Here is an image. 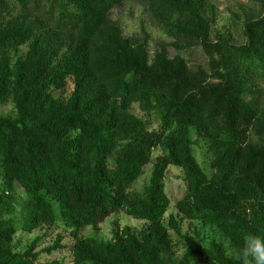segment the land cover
Segmentation results:
<instances>
[{"label": "trees", "instance_id": "1", "mask_svg": "<svg viewBox=\"0 0 264 264\" xmlns=\"http://www.w3.org/2000/svg\"><path fill=\"white\" fill-rule=\"evenodd\" d=\"M248 1L262 13L237 45L214 33L211 0H0V106L14 110L0 115V264H63L41 261L58 251L72 264H238L242 238L264 236V0ZM126 2L169 41L152 56L143 31L126 38L111 18ZM195 48L207 70L182 57ZM170 166L184 183L179 220L165 219ZM119 212L146 224L114 222L98 239ZM181 221L211 235L182 234ZM58 225L71 243L15 250L18 232Z\"/></svg>", "mask_w": 264, "mask_h": 264}, {"label": "rangeland", "instance_id": "2", "mask_svg": "<svg viewBox=\"0 0 264 264\" xmlns=\"http://www.w3.org/2000/svg\"><path fill=\"white\" fill-rule=\"evenodd\" d=\"M217 8V22L214 28L215 34H224L228 36L235 44L239 45L244 42L242 35V25L246 16L251 14L260 15L262 11L260 7L250 3L248 0H211ZM111 18L119 24L122 29L123 36L126 38L140 37L142 31L147 35V49L150 56L157 48L158 43H168L169 41L164 34L151 22L146 8L143 4L136 2H126L121 8H116L111 12ZM213 33V34H214ZM169 56L173 57L175 53L169 49ZM182 57L186 59L190 68H201L207 70V60L199 48L182 53ZM131 112L138 118L146 120V117L138 110L136 105H133ZM14 113L12 105L0 106V115H11ZM155 125V123L153 124ZM195 156L199 164L206 168L207 158L204 156L203 149L194 147ZM157 156L154 153L153 158ZM152 165L144 169L143 175L139 178L133 189L137 192L141 191L143 186L148 183L150 178ZM165 192L169 198L170 206L165 215L168 219L170 215L177 217L175 205L180 201L184 194V183L181 179V172L179 169L170 166L164 179ZM17 195L21 194L19 187H16ZM114 222H117L121 227H131L140 230L145 226V222L134 220L128 217L125 213L119 212L110 215L101 225L96 237L100 240L108 241L111 238V230ZM182 234L198 233L201 237L211 235V231L206 228H201L197 223L180 222ZM57 235L63 236L62 244H69L72 239L69 238V232L65 231L63 227L51 226L43 227L32 233L18 232L14 239L13 245L16 251H24L35 240H38L37 250H42L53 244ZM94 233L91 229H85L80 233V237H92ZM175 240H177L174 237ZM178 256H182L184 248L180 246L177 250ZM62 261L63 264H72L69 252L61 251L54 252L52 255H43L41 261L47 260ZM203 264V263H199Z\"/></svg>", "mask_w": 264, "mask_h": 264}, {"label": "clouds", "instance_id": "3", "mask_svg": "<svg viewBox=\"0 0 264 264\" xmlns=\"http://www.w3.org/2000/svg\"><path fill=\"white\" fill-rule=\"evenodd\" d=\"M242 239L238 264H264V236L248 234Z\"/></svg>", "mask_w": 264, "mask_h": 264}]
</instances>
